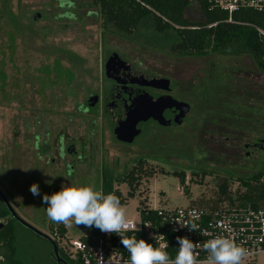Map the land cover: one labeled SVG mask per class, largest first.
Listing matches in <instances>:
<instances>
[{"label": "rangeland", "instance_id": "rangeland-1", "mask_svg": "<svg viewBox=\"0 0 264 264\" xmlns=\"http://www.w3.org/2000/svg\"><path fill=\"white\" fill-rule=\"evenodd\" d=\"M71 2L60 6L56 0H0V190L11 206L54 240L50 228L56 223L47 218L46 205L28 193L33 181L45 194L69 182L100 189L106 171L119 179L115 187L124 199L126 219L134 221L145 207L174 209L200 196L210 197L222 171L207 174L202 182L197 177L183 183L173 172L204 168L199 164L213 163L224 151L241 150L244 142L263 135L264 71L247 55L176 54L171 50L173 37L154 32L149 23L122 32L108 22L102 26L90 0ZM187 16L198 17L195 5ZM111 56L167 80L160 89L180 107L179 121L143 123L132 142H118L115 124L103 111L110 85L104 66ZM90 93L101 97L86 107L83 103ZM60 134L79 147L77 159L66 157L71 177L65 170L59 172L64 164L56 154ZM36 142L41 150L46 145L49 150H35ZM210 150L212 155L203 154ZM138 162L152 174L140 176L130 197L131 190L121 179ZM252 163L242 158L241 168L229 172L233 189L234 177L264 169V155ZM48 180L50 184L45 183ZM64 225L62 250L69 240L91 232L71 220ZM14 242L23 263L54 264L50 241L19 223ZM255 264H264V253L257 255Z\"/></svg>", "mask_w": 264, "mask_h": 264}, {"label": "trees", "instance_id": "trees-1", "mask_svg": "<svg viewBox=\"0 0 264 264\" xmlns=\"http://www.w3.org/2000/svg\"><path fill=\"white\" fill-rule=\"evenodd\" d=\"M90 2L98 8L102 26L108 22L117 30L130 33L140 25L149 23L154 32L170 34L173 37L171 50L176 54L205 56L225 51L229 54L247 55L261 71H264L261 60L264 46L257 31V28L264 30V12L241 9L233 12L231 21H228L225 11L212 7L206 0H90ZM192 5H195L198 12L197 18L187 16ZM1 79L3 81L4 76ZM141 166L140 162L134 164L121 179L131 190L128 194L130 197L138 187L140 176L143 174L148 177L152 174L149 170H142ZM179 174L180 182L183 183V174ZM230 179L233 180L228 175L215 182V191L210 194V199L219 200L236 194L237 198L249 201L254 206H264V169L244 177H234L237 181L236 189H233ZM117 180L119 179L104 171L100 189L105 193L113 192L122 203L124 199L121 192L115 187ZM205 199L199 198L200 201ZM141 216L144 219L143 212ZM0 219V253L5 256L7 264H25L17 257L14 242L15 223L18 222L10 216L3 203L0 205ZM50 229L55 235L54 241L60 257L64 263H68L59 247L60 241L66 239L64 223H56ZM99 235V229L91 227L90 236H83L80 240L87 242L90 237ZM130 236H132L130 233L123 235L125 238ZM111 239L112 245L123 255L128 256L127 250L120 242L121 238L111 234ZM177 247L178 243L172 241L171 247L167 250L170 257H174ZM54 264L57 263L54 261Z\"/></svg>", "mask_w": 264, "mask_h": 264}, {"label": "built area", "instance_id": "built-area-1", "mask_svg": "<svg viewBox=\"0 0 264 264\" xmlns=\"http://www.w3.org/2000/svg\"><path fill=\"white\" fill-rule=\"evenodd\" d=\"M206 1L212 7L225 11L228 21H231L233 12L241 9L264 12V0ZM257 31L264 46V30L257 28ZM261 60L264 64V50ZM199 198L201 196L188 206L174 209L145 207L140 210L138 221L127 219L129 229L123 231L122 235L130 233L154 246L163 236L168 244L166 251L171 247L172 241L177 242V237H186L196 245L195 250L199 254L197 264H210L202 245L214 236L223 235L246 250L241 264H255L257 255L264 253V206H254L249 201L237 198L236 194L219 200L207 197L200 201ZM176 221L181 224L191 221L195 229L180 227ZM99 232V236L90 237L87 242L69 240V245L62 250L68 260L65 264H129V256L123 255L112 245L111 234L120 236L116 233ZM0 264H7L2 253Z\"/></svg>", "mask_w": 264, "mask_h": 264}, {"label": "clouds", "instance_id": "clouds-1", "mask_svg": "<svg viewBox=\"0 0 264 264\" xmlns=\"http://www.w3.org/2000/svg\"><path fill=\"white\" fill-rule=\"evenodd\" d=\"M45 183L50 184L51 180ZM28 193L46 205L45 214L53 223L71 220L75 225L95 227L101 232L119 235L123 248L128 252L129 264H197L199 254L195 250L196 245L186 237H177L178 247L174 257L166 251L168 244L163 236L155 246L135 236L123 237L122 232L129 229V222L125 208L113 192L105 193L89 183L69 182L61 183L58 190L45 194L40 184L33 181L28 185ZM176 222L180 227L195 229L191 221L183 224ZM202 248L208 254L210 264H241L246 254L242 246L223 235L208 239Z\"/></svg>", "mask_w": 264, "mask_h": 264}, {"label": "water", "instance_id": "water-1", "mask_svg": "<svg viewBox=\"0 0 264 264\" xmlns=\"http://www.w3.org/2000/svg\"><path fill=\"white\" fill-rule=\"evenodd\" d=\"M104 73L107 78L114 80L117 84L107 92L103 108L104 113L109 114L115 124L113 135L116 140L126 143L132 142L140 133V129L137 128L139 122H145L150 118L162 122L164 121L163 113L169 108H175L174 120L179 121L180 107H177L173 98L169 95L155 98L144 88H163L167 85V80L139 71L132 64L122 61L116 56H111L107 60ZM97 100L98 96H91L84 105L92 107L97 103ZM0 200L15 221L49 240L52 246L50 253L52 258L57 264H65L59 255L55 241L22 219L1 190Z\"/></svg>", "mask_w": 264, "mask_h": 264}, {"label": "flooded vegetation", "instance_id": "flooded-vegetation-1", "mask_svg": "<svg viewBox=\"0 0 264 264\" xmlns=\"http://www.w3.org/2000/svg\"><path fill=\"white\" fill-rule=\"evenodd\" d=\"M58 2V4H64V5H67L68 3L70 4H73V2H71V0H56ZM69 5V4H68ZM61 6V5H60ZM107 78V77H106ZM107 82H109V88L107 89V92L110 90V88L113 86V85H117L116 82L112 79H109L107 78ZM130 86V85H129ZM135 87H137V85H135ZM146 89V91L152 95L153 97L157 98V97H160V96H167V95H170L168 94V92L156 87L155 89H153L152 87H144ZM106 92V94H107ZM106 94L104 96V100L105 101V97H106ZM91 96H98L97 94H92L90 93L87 98L85 99V102L87 101V99ZM100 97L101 96H98V101L100 100ZM85 102L83 103V105L85 104ZM85 106V105H84ZM86 109V107H85ZM175 108H169V109H166L163 113V116H164V120H166L167 122H170L172 123L174 121V117L176 116V112L174 110ZM156 123V121L153 119V118H150L148 119L147 121L145 122H139L138 125H137V128L140 129V133L142 132V124L143 123ZM39 138V135L35 136V140H37ZM228 140V138H227ZM120 142V141H118ZM57 147H56V154H57V157H58V161H61V162H64V164L62 165V168L59 169V172L65 170L67 171V174L68 176H72L74 173L73 171L70 170V168H68V164L69 161L67 162L66 161V157L67 156H70L71 160H73L74 158H78V152H79V147L78 149L76 148V144L72 141H70L69 139H67L64 134H60L58 136V139H57ZM38 147V148H37ZM37 148V149H36ZM34 149L35 150H38V151H47L49 150L48 146L46 145V148H42L41 150V146H39V144H37V142L34 144ZM241 150H236V151H231L230 154H228V150L224 151V155H219L221 157H219L220 159L218 160H215L213 163H209L210 165L214 166L213 168H210L209 170H207L208 168H206L208 162H202V164H199L201 166H205L204 168H188V169H182V170H175L173 172V174H177L176 175L178 178H179V173L183 174V180L184 181H189L190 178H197L199 177V182H202L203 181V178L206 177L207 174H210L212 173L213 175L214 172L216 171H222L224 174L222 175H218L219 179L222 178V177H225L227 176L228 177V174L229 172H232L233 169L237 170L239 168H241V161H242V158L245 159V160H249L250 163L252 162H257V159L259 158V156H263L264 155V133L262 136H259V137H256L254 139H251L247 142H244L242 144V147L240 148ZM199 151V150H197ZM203 154H205L206 156H209V155H212V151L210 150L209 152L208 151H205ZM209 154V155H208ZM224 156V158H222ZM239 156H242V158H239ZM228 158H231V161L229 163V166H228ZM222 159H225V160H222ZM52 161H54V159H51ZM232 160H236L235 163H233ZM218 162V164H217ZM244 166V165H243ZM251 167H253V163L250 165ZM74 167V166H73ZM245 167V166H244ZM246 168V167H245ZM144 171H147L146 168L142 169ZM186 173H188L189 175H187ZM102 175H103V172H102ZM180 180V179H179ZM54 260V259H53Z\"/></svg>", "mask_w": 264, "mask_h": 264}]
</instances>
